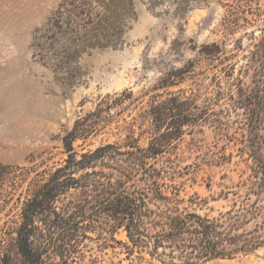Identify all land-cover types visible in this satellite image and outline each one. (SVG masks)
I'll list each match as a JSON object with an SVG mask.
<instances>
[{
	"label": "rangeland",
	"instance_id": "rangeland-1",
	"mask_svg": "<svg viewBox=\"0 0 264 264\" xmlns=\"http://www.w3.org/2000/svg\"><path fill=\"white\" fill-rule=\"evenodd\" d=\"M131 1L133 14L119 45L75 55L66 50L67 37H51L55 28L49 21L61 0H0V243L22 264L12 244L21 207L65 158L62 139L78 118L91 119L107 94L128 89L146 101L169 91L194 95L208 113L155 160L154 167L165 171L161 189L178 199L179 211L170 215L192 213L214 224L211 239L225 255L211 256L207 240L190 223L191 232L181 238L164 237L158 244L148 238L140 248L130 244L122 227H85L74 253L66 250L61 259L51 252L47 261L264 264V106L246 105L244 93L257 76L243 71L244 55L264 30V0ZM212 43L221 53L213 52ZM179 68L189 71L178 83L157 87L160 78ZM129 102L122 104L128 108L117 117L118 129L113 122L74 147L93 149L119 139L126 126L122 119L137 113ZM70 193L62 202L82 198ZM147 206L156 210L150 199ZM156 230L163 232L157 226L147 233L154 237Z\"/></svg>",
	"mask_w": 264,
	"mask_h": 264
},
{
	"label": "trees",
	"instance_id": "trees-1",
	"mask_svg": "<svg viewBox=\"0 0 264 264\" xmlns=\"http://www.w3.org/2000/svg\"><path fill=\"white\" fill-rule=\"evenodd\" d=\"M97 7L102 8L103 13L93 12V15ZM132 9L131 0H61L49 21L55 28L51 37H67L70 43L66 50L75 55L93 48L116 47L122 42L126 18L133 14ZM253 39L244 55L247 60L243 71L248 73L251 69L257 78H252L253 86L244 93V100L246 105L263 108L264 30L261 29L259 38ZM212 45L216 47L213 52L221 53L217 44ZM213 52L203 53L212 55ZM188 71L187 68L169 71L159 79L157 87L167 88L178 83ZM242 84L241 81L238 84L240 90ZM126 100L130 101L129 106L134 104L137 113L135 117L129 114L130 121L122 119L126 126H122L125 130L119 132V139L93 149L85 148L83 143L80 150L74 147L75 141L84 142L91 133L113 122L118 129L117 117L128 108L122 106ZM207 110V104L200 105L194 95L181 92L152 94L146 101L133 97L128 89L102 97L89 114L91 119L87 115L78 118L63 136L65 158L23 202L12 243L21 263L60 264L48 262V254L52 252L63 259L66 250L74 253L81 237H85L82 232L85 227L93 231L122 227L130 244L140 248L148 238L154 239L156 244L164 237L181 238L182 234L191 232L189 225L194 223L197 234L207 240V252L213 257L225 255L211 239L214 224L196 214L176 213L178 199L164 194L159 183L165 171L154 167L155 160L167 153L185 130L202 120ZM135 177L146 184V189L136 187ZM70 191L82 198L62 202L72 194ZM149 199L156 210L147 206ZM158 201L166 204L161 207ZM172 209L176 212L170 215ZM162 217L165 220L160 219ZM157 226L163 232L154 231V237L147 233L149 227ZM0 264H17L10 249H4L1 243Z\"/></svg>",
	"mask_w": 264,
	"mask_h": 264
}]
</instances>
